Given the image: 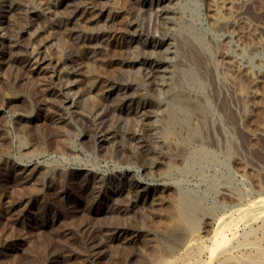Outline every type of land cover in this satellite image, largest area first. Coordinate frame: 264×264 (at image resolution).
Returning a JSON list of instances; mask_svg holds the SVG:
<instances>
[{
  "label": "rangeland",
  "instance_id": "rangeland-1",
  "mask_svg": "<svg viewBox=\"0 0 264 264\" xmlns=\"http://www.w3.org/2000/svg\"><path fill=\"white\" fill-rule=\"evenodd\" d=\"M85 1L0 0L6 8H0L6 47L0 55V264H148L176 190L205 207L239 205L224 195L228 191L243 196L241 207L264 192V0H225V18L217 27L206 0L174 2L181 27L201 33L209 47L205 71L198 72L204 87L197 98L208 101L210 109L204 124L199 116L187 120L185 132L164 140L161 151L142 131L134 110L122 112L124 100L158 93L145 84L143 53L125 52L120 36L131 19L141 30L150 24L152 37L173 31L155 28L129 0H109L113 25H90L103 1L93 2V9ZM72 28L80 35H70ZM86 32L100 37L94 52L85 49ZM32 57L40 63L29 68ZM113 81L118 94L103 101ZM67 82L74 83L69 94L62 92ZM72 94L77 98L68 103ZM192 128H199L204 140L187 141L186 129ZM104 133L115 138L102 144ZM142 146L153 151L149 172ZM166 164L174 165L173 171L166 172ZM127 178L149 192L138 205L141 213L129 215V221L123 216ZM121 225L125 231L118 232ZM214 225L202 219L200 237L209 238ZM140 228L142 245L127 243L131 229Z\"/></svg>",
  "mask_w": 264,
  "mask_h": 264
},
{
  "label": "bare ground",
  "instance_id": "bare-ground-1",
  "mask_svg": "<svg viewBox=\"0 0 264 264\" xmlns=\"http://www.w3.org/2000/svg\"><path fill=\"white\" fill-rule=\"evenodd\" d=\"M95 1H96V4L98 1H101V2L103 1V3H99L101 5L100 7L96 6V4L94 5L96 6L95 8L97 7L98 8L95 11L96 15L94 16V18H92V24L90 25H93V23H97V25L101 27H107V26L113 25L114 8L113 6L111 7L109 0H86L85 1L86 5L84 6L87 8L90 6V8H92L93 2ZM175 1L176 0H129V4L131 8H133L137 12V15L147 14L148 18L150 17L151 23L152 22L154 23L155 28L157 27V29H159L160 31L165 32L166 28L164 27H167L168 29L170 27L171 31H173V34L166 32L167 34L163 33L162 37L156 34L158 36L157 37L153 33V37H152L151 36L152 31L150 30L151 26L150 24H148L149 26L146 30L145 29L143 30L142 28L143 32L146 33L145 35H143L142 30L138 26V23H137L138 20L136 19L135 21H132L131 19L128 26L122 30L123 32L121 33V36H120L122 38L121 47H123V50L125 52L136 49L143 53L144 58H142V60L140 59L139 60L142 61L141 63L145 64L146 66V73H144L145 81H146L145 84H147L148 87L154 88L153 90H156L158 93L157 98H151V97L141 98L140 100L137 99L138 101L136 102L134 101L136 99L134 98L132 99V97L130 99L128 98L124 100L123 106L125 107V109L122 108L123 109L122 112L125 114H129L130 111L134 110V113L132 115L137 117L138 124L142 128V131L147 135V138L155 144L154 147L156 145L158 146L157 148L160 149V151L163 150L162 149L163 144L166 143L164 142V140H167L171 136L178 135L180 131L183 129L185 130L186 127L184 128V126L185 124L187 125L186 123L187 120H190L192 117L199 116L201 118V123L204 124L205 121L207 120L206 118L208 116L209 109H210L208 101L201 103V101H204V100L199 101V99L197 98V95L200 94V91H202L204 87L203 86L204 84H202V82H199L200 80L198 78V72L205 71V69L204 71H202V68H204L203 66L205 65L207 61V58L210 54V50H209L208 45L205 44L204 36L201 33H199L198 31H195L192 27L191 28L181 27L180 22L177 21L176 19L177 17L176 16V13H177L176 6L177 5L174 3ZM206 1L208 3L207 7H209L208 11H210L211 13L212 25L214 27H217L221 23V22L219 23V21L223 19L224 17L222 16V11H223V7L225 6L226 1L225 0H206ZM0 8L1 10L6 9L4 5H1ZM51 14H52V11H51ZM70 23L72 27L74 25V26H77L78 28L79 24L76 25L72 23V21ZM74 28H72V30L70 31V35L73 36L78 33L80 35V32H79L80 30L77 31L78 29L76 30ZM2 30L4 29L0 28V55L1 53L3 54L4 48H6L3 45V39L5 37L3 38L4 35L2 36L1 34ZM22 33L23 32L19 33V36L22 35ZM143 37L146 39L145 41L142 42V44H140V41ZM99 38L100 37H98L97 35L86 32L85 33V49L88 50L89 52H94L95 51L94 48L96 47V42L99 40ZM195 57H197L199 61L196 60ZM27 62H28L29 68H32L33 66L36 67L40 63L38 61V57H32ZM124 63L122 64V66H125L127 64V63L125 64ZM135 63L137 62L134 61V65ZM174 65L176 67H173ZM71 75L72 74L68 75L69 79L72 77ZM63 77L61 75V78ZM56 78L58 79V77ZM115 85L116 84L114 83V81L110 82L107 85V91L103 95V101L111 98L112 96H115V93L118 94L116 90L117 86L115 87ZM73 87H74V83L71 84L70 82H67L65 86L63 85L62 92L69 94L73 90ZM76 98H77V94H74V95L72 94L71 97L69 96L67 98L68 103L69 102L71 103V101ZM88 99H89V96L86 95L83 102H85V100H88ZM99 109H100V106H99ZM95 113L99 114L96 111ZM101 114L103 115V117L105 116L104 111H102ZM96 116L98 117L99 115H96ZM180 116L184 117L185 119L182 120ZM98 120H101V116L98 117ZM98 126H99V123H98ZM201 126H199L200 129H201ZM93 127H95V125ZM198 129L199 128L197 129L192 128L190 130L186 129L187 131L186 134L188 137L187 141L189 139L190 140L196 139L199 136L200 129L199 130ZM99 130L101 129H98V131ZM102 137L104 138V140H102V144L104 143V141L105 142L111 141L115 138L111 135V133H104ZM182 137L183 135L181 136V138ZM187 137L185 136L184 138H187ZM151 145L153 146V144ZM142 148L145 149L144 154H145V157L150 167V168L148 167V172H149V170H151L154 167L152 165L153 163L151 162V156H152L153 151L149 149L146 150L148 146H142ZM157 148H155V152L157 151ZM182 152L179 153V155L182 154ZM218 165H219V162H218ZM173 166L174 165L166 164V167H165L166 172L173 171L174 169ZM144 171H145L144 173L146 174L147 170H144ZM125 183H126L127 195H128V202L126 203H128V205L124 206L123 216L125 219L129 221L130 216L136 215V214L139 215L141 213L139 212L138 205L142 204L148 199L149 192L147 189L148 187H144L143 184L140 183V181H136L134 179H128L125 181ZM228 193L229 194L225 193L224 195L229 197L231 201L232 200L239 201L240 202L239 205L237 204L235 206H230V207H226L224 205H221L218 207H215V206L205 207L203 203L201 202V200L199 201V199H197L193 195L186 194L184 192H179V191L177 192L176 190V193H175L176 198L170 209L171 213H170L169 221L165 229L163 230V232L156 236L157 239H155V241L157 242H153V243L155 244L157 243V245L156 246L154 245V247H152L151 250L148 249L149 251H151V258L149 257L148 264H195L196 262L197 264L198 262L202 264H211V263H216V264H264V192L259 193L260 197L249 202V204L244 207L243 206L241 207L242 200L244 198L242 199L243 196L240 193L237 195L232 193L231 191H228ZM204 218H209L213 220L215 224L214 225L215 228L213 232L211 233L212 235L206 239H203L204 237L202 238L199 235L200 222ZM120 228L118 232H120L121 230L125 231V226H122ZM143 229L141 228L135 229V230L131 229L130 234L125 239V241L127 243H131L134 246L138 247L139 246L138 242L141 244L144 238ZM144 243L145 242H143V244ZM144 246L142 248H144ZM203 255L207 256L206 260L205 259L203 260V257H202Z\"/></svg>",
  "mask_w": 264,
  "mask_h": 264
}]
</instances>
